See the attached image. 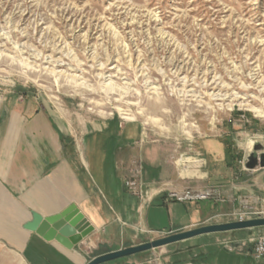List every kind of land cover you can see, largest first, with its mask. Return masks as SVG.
<instances>
[{
    "label": "rangeland",
    "instance_id": "obj_1",
    "mask_svg": "<svg viewBox=\"0 0 264 264\" xmlns=\"http://www.w3.org/2000/svg\"><path fill=\"white\" fill-rule=\"evenodd\" d=\"M0 89L44 99L77 132L140 126L174 165H214L196 142L217 138L228 207L264 197V168L242 164L264 135L243 106H264V0H0Z\"/></svg>",
    "mask_w": 264,
    "mask_h": 264
},
{
    "label": "crops",
    "instance_id": "obj_2",
    "mask_svg": "<svg viewBox=\"0 0 264 264\" xmlns=\"http://www.w3.org/2000/svg\"><path fill=\"white\" fill-rule=\"evenodd\" d=\"M125 127L115 129L106 121L77 132L44 99L9 96L0 89V264H87L106 252L235 219L240 208L235 203L228 207L227 199L181 202L167 197L169 190L226 182L218 180L217 138L199 137L196 142L214 165L202 167L195 158L178 160L199 163L185 168L188 177L182 180L181 165L168 160L167 148L151 145L140 126L136 135ZM135 159L142 161L141 180L154 195L151 201L126 186ZM72 204L94 227L72 249L27 228L33 213L51 216ZM219 234L104 264H159L158 259L161 264H264L251 249L227 250Z\"/></svg>",
    "mask_w": 264,
    "mask_h": 264
},
{
    "label": "water",
    "instance_id": "obj_3",
    "mask_svg": "<svg viewBox=\"0 0 264 264\" xmlns=\"http://www.w3.org/2000/svg\"><path fill=\"white\" fill-rule=\"evenodd\" d=\"M255 149H260V145H256ZM258 166L264 167V152L260 155V160L255 152H252L248 156L246 168L255 169ZM261 227H264V217H254L245 220H232L202 225L187 230L172 232L163 237L143 242L138 245L97 255L87 264H104L202 235L248 230ZM27 228L35 231L46 240H57L68 249H72L75 245L79 244L94 230V227L90 225L85 215L80 211L76 204H72L60 213L51 216H42L41 214L35 212L33 213V220L27 224Z\"/></svg>",
    "mask_w": 264,
    "mask_h": 264
},
{
    "label": "built area",
    "instance_id": "obj_4",
    "mask_svg": "<svg viewBox=\"0 0 264 264\" xmlns=\"http://www.w3.org/2000/svg\"><path fill=\"white\" fill-rule=\"evenodd\" d=\"M259 144L262 149L258 150L256 155L260 160V155L264 152V135H261L253 142V146ZM250 153L244 158L242 161L244 169L246 168V162L248 161V156ZM264 168L258 166L255 168L260 169ZM142 174V161L140 159H135L133 161V167L131 169V175L126 180V186L129 191L134 195L138 196L142 200L151 201L154 197L153 194L150 193V190L145 186V184L141 180ZM188 176L183 177L186 179ZM264 191V187H263ZM162 193V192H159ZM158 193V194H159ZM167 197L172 200H177L181 202L186 201H203L211 198H216L220 201L226 200V192L221 186H213L204 189H197L193 187H185L181 190H169L167 193ZM228 197V196H227ZM259 198L260 205L259 207L254 206L253 201H243L241 202V210H239L235 214L234 220H245L254 217H264V197ZM219 243L229 251H244L251 249L256 259L264 260V233L257 234L254 236H250L243 240H229V239H220ZM157 259H155L156 261ZM159 264H161L160 259H158Z\"/></svg>",
    "mask_w": 264,
    "mask_h": 264
},
{
    "label": "bare ground",
    "instance_id": "obj_5",
    "mask_svg": "<svg viewBox=\"0 0 264 264\" xmlns=\"http://www.w3.org/2000/svg\"><path fill=\"white\" fill-rule=\"evenodd\" d=\"M243 106H248L249 110L253 111L258 117H264V106H254V105H251V104H243ZM122 111V114H124L123 118L124 119H127V120H134L135 118L128 112H126L125 110L123 109H120ZM253 145V143H252Z\"/></svg>",
    "mask_w": 264,
    "mask_h": 264
},
{
    "label": "trees",
    "instance_id": "obj_6",
    "mask_svg": "<svg viewBox=\"0 0 264 264\" xmlns=\"http://www.w3.org/2000/svg\"><path fill=\"white\" fill-rule=\"evenodd\" d=\"M98 252H101V250H98Z\"/></svg>",
    "mask_w": 264,
    "mask_h": 264
}]
</instances>
